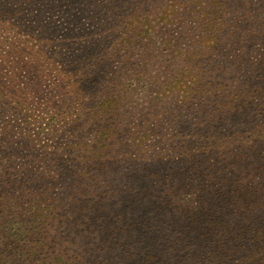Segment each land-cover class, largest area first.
Instances as JSON below:
<instances>
[{
	"label": "rangeland",
	"instance_id": "obj_1",
	"mask_svg": "<svg viewBox=\"0 0 264 264\" xmlns=\"http://www.w3.org/2000/svg\"><path fill=\"white\" fill-rule=\"evenodd\" d=\"M218 6L222 18L207 14L206 0H0V170L4 151L15 167L35 156L81 165L99 144L105 148L99 157L117 165L114 181L103 182L117 187L113 202L121 200L125 213L155 215L164 244L196 242L186 229L206 224L209 208L220 210L212 222L240 223L226 214L228 200L237 199L226 170L243 152L237 143L264 122L243 104L249 87L264 79V0H221ZM70 27H77L74 35ZM82 54V69L96 75L71 82L83 93L73 104L56 86L72 79L70 61ZM230 96L242 100L234 98V110H223L215 128L201 126L200 139L185 146L187 133L217 112L215 99ZM212 133L226 137L227 149L208 155ZM31 141L34 148L15 149ZM127 169L134 171L130 178ZM129 190L139 193L143 209L123 198ZM182 254H189L183 264L194 263L192 252Z\"/></svg>",
	"mask_w": 264,
	"mask_h": 264
},
{
	"label": "trees",
	"instance_id": "obj_2",
	"mask_svg": "<svg viewBox=\"0 0 264 264\" xmlns=\"http://www.w3.org/2000/svg\"><path fill=\"white\" fill-rule=\"evenodd\" d=\"M206 1L211 4L207 14L216 12L220 18L223 9L217 5L221 0ZM130 21L133 24L137 22ZM80 26H83V22ZM71 27L69 31H76L77 27ZM129 28L135 27L130 24ZM74 31L72 35L75 34ZM132 41L137 42V39L133 38ZM16 44L22 47L25 45L13 42V46ZM38 49L39 60L45 64V58L41 55L43 50ZM84 57L85 54L78 55L70 61L73 63L70 73L72 79L67 80L65 85L56 86L60 92L67 91L70 94L69 103L81 101L78 96L83 94L72 83L76 81V84H80L96 75V72L92 71L90 74L82 69L84 64L80 63ZM49 58L51 57H47ZM105 59L106 56L102 57V61L93 66L95 70L99 69ZM144 60V56H141V61ZM257 83V86L249 87L243 104L252 105L249 114L264 116V79ZM209 88L211 92H216V85H209ZM184 92V89L177 91L180 97L183 95V99L186 97L188 100L189 95ZM91 96L92 99H97V90ZM123 96L125 95L121 97ZM236 97L238 96H230L228 99L217 97L215 103L218 107L217 112H214L216 116L212 115L195 125L185 136L184 145L190 142V138L194 140L198 136L197 139H200L203 133L201 126L211 123L212 128H215L223 110L225 112L236 108L232 100H242V97ZM237 109L246 110L243 105H238ZM177 122L181 124L182 120ZM114 124L119 127L121 125L117 120ZM259 125L237 143L243 152L237 154L226 170L229 175L232 173L231 181H235L230 195H235L237 199L228 200V205L225 206L228 210L225 213H231L240 223L228 226L212 222L220 210L212 212L214 209L209 208L211 212L208 211L206 224L186 229L194 235L196 242L185 241L180 247L173 243L166 245L161 241L160 232L153 225L157 221L155 215L150 214L148 217L141 209L138 210L141 217L135 216L132 211L125 213L120 207L121 200L113 202L114 195H118L117 187L113 190L105 187L103 182L114 181L115 173L112 168L117 165L99 157L105 149L102 145L96 144L92 148L90 159L81 165H75L68 159L46 161L35 156L34 161L31 158L32 161L25 165L15 167L10 164L4 151V167L0 170V264H183L184 258L189 254L183 257L179 254H184L186 250L193 253V264H264V122ZM74 132L78 133V137L85 135L77 127ZM216 136L212 133L207 137L212 147L208 149V155L227 149L226 137L220 139ZM136 140L141 141V138ZM7 145L12 146L13 143ZM34 147L32 141L25 145H15V149ZM133 172L127 169L128 178L134 175ZM56 189L58 192L53 196L46 195V192L51 193ZM125 191L126 189L123 193ZM122 196L131 202L135 199L133 203H139L140 208H144L139 193L135 190H129ZM10 225L17 228L15 233L9 232ZM179 259L181 260L178 261Z\"/></svg>",
	"mask_w": 264,
	"mask_h": 264
}]
</instances>
